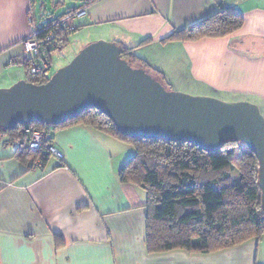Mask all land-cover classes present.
Wrapping results in <instances>:
<instances>
[{
  "label": "crops",
  "instance_id": "0c3cea01",
  "mask_svg": "<svg viewBox=\"0 0 264 264\" xmlns=\"http://www.w3.org/2000/svg\"><path fill=\"white\" fill-rule=\"evenodd\" d=\"M30 1L0 0V88L27 80L22 42L31 24L65 11L56 13L65 1L49 0L55 4L47 11V0L43 6L36 0L31 12ZM221 7L241 12L243 25L237 32L160 42ZM85 10L76 21L77 30L82 27L79 43L85 45L92 36L134 47L135 56L151 67L146 58L150 50L179 47L191 83L264 100V0H93ZM91 27L97 29L92 35ZM51 64L50 59L47 71ZM2 133L0 264H264V234L208 254L150 252L145 245V190L119 179V169L134 154L130 143L90 126L66 125L51 132L61 159L49 156L44 166L29 168L15 157L19 140Z\"/></svg>",
  "mask_w": 264,
  "mask_h": 264
},
{
  "label": "trees",
  "instance_id": "16d2710c",
  "mask_svg": "<svg viewBox=\"0 0 264 264\" xmlns=\"http://www.w3.org/2000/svg\"><path fill=\"white\" fill-rule=\"evenodd\" d=\"M90 1L93 0L67 7L60 15L50 13L42 24H32L39 40L53 34L52 39L40 44L39 60H45L49 66L50 53L69 44L72 33L78 29V19L70 16L78 9H85ZM35 2L30 1L29 11H34ZM39 2L43 6V0ZM54 2L58 3L57 0ZM242 25L243 17L237 8L221 7L199 22L173 31L160 42L222 38L237 32ZM147 42L148 39L144 41ZM134 49L120 46L121 58L132 67L149 72L148 63L135 56ZM26 70L30 75L26 81L40 84L49 79L45 68L32 74L26 62ZM161 74L160 78H163ZM71 124L90 126L132 145L134 154L119 169V179L145 190V245L150 252L183 249L208 254L264 234L258 161L243 142L229 139L214 150L205 151L187 141L127 138L117 131L111 119L93 107L58 125H24L45 133L47 141L53 143L52 130ZM24 125L0 127V132L19 140L17 159L29 168H33V162L38 159L41 165L37 167H42L49 156H55L44 149H28L26 137L16 131Z\"/></svg>",
  "mask_w": 264,
  "mask_h": 264
},
{
  "label": "water",
  "instance_id": "95a60500",
  "mask_svg": "<svg viewBox=\"0 0 264 264\" xmlns=\"http://www.w3.org/2000/svg\"><path fill=\"white\" fill-rule=\"evenodd\" d=\"M89 107L111 119L127 138L181 140L205 151L229 139L243 142L258 161L264 211V117L259 108L167 89L121 58L115 42L87 44L44 83L19 80L0 88V127L58 125Z\"/></svg>",
  "mask_w": 264,
  "mask_h": 264
},
{
  "label": "rangeland",
  "instance_id": "374dc122",
  "mask_svg": "<svg viewBox=\"0 0 264 264\" xmlns=\"http://www.w3.org/2000/svg\"><path fill=\"white\" fill-rule=\"evenodd\" d=\"M62 1H65V4L64 6H60V8L57 9L56 13H61L67 7L73 6L74 4L77 5L83 0H62ZM45 6L47 8L46 10L50 11L51 3L49 0H47ZM35 10H38V5L36 6ZM85 15H86V10H85ZM81 29L82 27H80L79 30H77L76 32L72 33L71 38H70L71 42L65 49H63L62 51L58 50V51H54L50 53L52 64H51L50 70L47 71V75L49 77L55 71L67 65L69 61L80 51V49H82L87 44H90L98 40H105V41L110 40V39H97L96 40L91 36L89 39H87L88 42L85 45H83V43H79L77 39L80 35ZM90 29H91V31L89 32L90 35H92V33L95 30H97L96 28H92V27ZM111 31L112 29L109 30L108 34H110ZM146 58L149 60L150 63H152V66H153V67L148 66L149 72L152 74V76L158 78L160 82L165 87L169 88L170 90L187 93L192 96L212 97V98L219 99L225 102H238V101L250 102V103L255 104L259 108L261 114L264 117V100L255 95L238 92V91L222 90V89H220L221 91L219 92L218 89L214 87H209L208 85H205L201 82L191 83V80L188 76V72H186V69H187L186 64H185L186 58L182 56L181 50L179 47L178 48H175V47L168 48V49H163V48L156 49L155 48L153 50H150V52L146 55ZM175 66L178 67V72L176 73H174ZM169 68H172V69H169ZM164 69L167 72L166 80L164 78H160V72H164L163 71ZM29 77L30 75H28L27 78ZM5 135H6L5 133H2V136H5Z\"/></svg>",
  "mask_w": 264,
  "mask_h": 264
},
{
  "label": "built area",
  "instance_id": "2783aa9c",
  "mask_svg": "<svg viewBox=\"0 0 264 264\" xmlns=\"http://www.w3.org/2000/svg\"><path fill=\"white\" fill-rule=\"evenodd\" d=\"M85 15V9L81 8L75 11L74 14H72L70 17L73 19H80ZM63 21V19H62ZM32 25V24H31ZM73 28V26H71ZM52 33H49V36L44 38L43 40H39L36 36V29L32 26L31 33L23 40V52L26 57V62L28 65V70L32 74H36L42 69L47 68V62L45 60H39V48L40 44L43 41H47L52 39ZM17 131V134L24 135L26 137L27 142L26 145L28 149L32 151H40L41 149H44L45 151H48L52 153L57 159H61L62 155L61 152L54 146L53 143L47 141L48 136L33 128L32 126L24 125L21 126ZM41 165L40 161L37 159V161L33 162V168Z\"/></svg>",
  "mask_w": 264,
  "mask_h": 264
}]
</instances>
